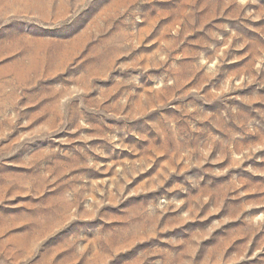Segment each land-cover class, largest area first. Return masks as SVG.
<instances>
[{"label": "rangeland", "instance_id": "rangeland-1", "mask_svg": "<svg viewBox=\"0 0 264 264\" xmlns=\"http://www.w3.org/2000/svg\"><path fill=\"white\" fill-rule=\"evenodd\" d=\"M0 264H264V0H0Z\"/></svg>", "mask_w": 264, "mask_h": 264}]
</instances>
